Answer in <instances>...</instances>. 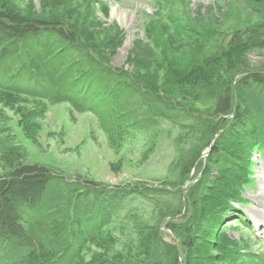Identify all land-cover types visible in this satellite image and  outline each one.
<instances>
[{
    "label": "rangeland",
    "instance_id": "rangeland-1",
    "mask_svg": "<svg viewBox=\"0 0 264 264\" xmlns=\"http://www.w3.org/2000/svg\"><path fill=\"white\" fill-rule=\"evenodd\" d=\"M0 10L62 25L74 33L75 47L82 55L125 74L133 85L158 99L153 118L110 133L91 111L78 113L67 103L49 104L0 91V117L8 124L4 137L12 134L15 145L26 150V155L0 150V175L27 161L64 177L86 178L109 187H162L173 180V167L180 155L178 144L186 149L199 145L205 149L203 157L208 155L202 135L194 132L211 109L197 100V80L227 83L234 74L237 79L246 71L264 73V45L243 54L228 47L234 35L243 40L255 28L263 33L264 0H0ZM224 49L231 50V55L215 62ZM101 98L94 100L101 112L117 99L110 102L104 95L103 104ZM160 111L176 121L160 119ZM117 114L109 112L106 117L117 118ZM196 115L200 119H194ZM182 125L187 127L185 132ZM248 139L255 140V135ZM260 152L253 151L249 167L237 163L247 167L243 186L230 179L223 184L249 202L231 206L248 207L244 215L250 229L237 220L222 223L224 216L219 212L210 214L200 225L202 240L196 242L198 250L191 257L195 263L264 264V227L256 229L263 217L254 215L260 210L255 197L264 185L257 178L264 171V154ZM210 176L221 177L212 170ZM199 178L196 170L192 171L183 191ZM134 209L141 220L153 219L151 205L143 203ZM130 226L118 223L105 229L95 242L85 245L79 264H116L139 255L137 250L129 252V235L135 249L139 245Z\"/></svg>",
    "mask_w": 264,
    "mask_h": 264
},
{
    "label": "trees",
    "instance_id": "trees-1",
    "mask_svg": "<svg viewBox=\"0 0 264 264\" xmlns=\"http://www.w3.org/2000/svg\"><path fill=\"white\" fill-rule=\"evenodd\" d=\"M66 29L0 10V91L49 104L67 103L78 113L91 111L110 133L157 115L154 94L139 89L107 64L82 55L75 47L74 33ZM247 37L239 40L234 35L228 47L243 54L264 45V31L260 34L255 28ZM223 51L224 57L216 55L215 62L232 52ZM241 74L237 79L234 74L227 83L197 80V100L211 109L194 132L202 135L208 155L203 157L205 149L199 145L186 149L178 144L180 155L173 167V180L162 187H109L86 178L64 177L27 161L11 166L0 175V264H79L85 245L118 223L131 225L139 245L135 249L129 235V252L137 250L139 255L116 264H197L191 257L198 250L200 225L210 214L219 212L224 216L222 223L237 220L250 229L242 206H231L249 202L223 185L230 179L243 186L247 167L237 163L249 167L255 149L264 154V73ZM104 95L110 102L117 99L113 106L104 105L108 108L101 112L94 100H103ZM114 111L117 118L106 117ZM158 115L176 121L171 114L160 111ZM196 116L194 119H200ZM7 125L6 118L0 117V150L26 155L23 146L15 145L12 134L4 137ZM182 128L187 130L185 125ZM252 133L253 141L248 139ZM194 170L199 180L183 191ZM211 170L221 177L211 179ZM143 203L154 209L150 222L136 215L134 207Z\"/></svg>",
    "mask_w": 264,
    "mask_h": 264
},
{
    "label": "bare ground",
    "instance_id": "bare-ground-1",
    "mask_svg": "<svg viewBox=\"0 0 264 264\" xmlns=\"http://www.w3.org/2000/svg\"><path fill=\"white\" fill-rule=\"evenodd\" d=\"M157 30H159V29H157ZM257 178L262 179L261 182L264 184V171H260L258 173ZM255 201L257 202L260 210H258V209L255 210L254 215L257 217H259V216L263 217L262 220L258 219L259 221L257 223V226L260 227L262 224V227H264V185L261 188L260 195L258 197H255Z\"/></svg>",
    "mask_w": 264,
    "mask_h": 264
}]
</instances>
